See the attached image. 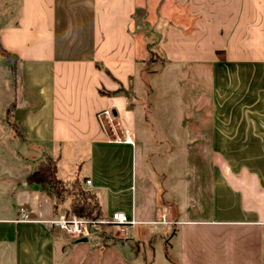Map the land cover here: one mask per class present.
Returning <instances> with one entry per match:
<instances>
[{
	"label": "crops",
	"instance_id": "0c3cea01",
	"mask_svg": "<svg viewBox=\"0 0 264 264\" xmlns=\"http://www.w3.org/2000/svg\"><path fill=\"white\" fill-rule=\"evenodd\" d=\"M16 3V13L0 15V46L14 56L13 62L0 56V264H138L132 240L161 228H175L178 264H264V170L219 151L264 147L256 135L263 131L256 128L260 117L245 108H216L226 93L215 96L213 71L211 108L200 111L191 88L178 112L173 148L186 150L185 172L165 168L152 149L144 151L133 104L99 93H115L119 85L135 92L142 74L137 0ZM143 5L145 36L156 37L149 44L193 81L194 69L264 67V0H156L160 13L153 19L149 0ZM105 109L118 129L132 132L133 145L111 141L97 119ZM201 112L208 117L202 133ZM142 129L147 132L146 123ZM170 140L166 133L156 146L168 148L163 143ZM192 149L211 151L191 156ZM69 155L75 160L66 167ZM45 157L56 161L59 179L77 178L96 196L103 220L121 211L137 224L117 238L107 231L111 226L93 228L86 242L49 227L45 221L71 212L69 201L55 207L27 182ZM165 210L175 223L151 224Z\"/></svg>",
	"mask_w": 264,
	"mask_h": 264
},
{
	"label": "rangeland",
	"instance_id": "374dc122",
	"mask_svg": "<svg viewBox=\"0 0 264 264\" xmlns=\"http://www.w3.org/2000/svg\"><path fill=\"white\" fill-rule=\"evenodd\" d=\"M17 0H0V15L5 12L17 11ZM168 3L169 0H166ZM144 0H137L138 9L136 13L137 31L135 32L137 56L141 59L142 74L135 78V92H131V100L137 119V131L140 141L149 147L146 143L147 138L149 142H153L150 148L145 146L144 151H150L154 157L164 160L165 168L181 169V173L185 172V159L187 157L186 150L181 148H173L175 145L174 132L178 123V112L183 110L188 105L189 99L193 88L194 93H197L198 109L206 113V110L211 108V103L208 99L212 96L213 85L211 84L212 72L214 71L215 80V96L218 97L222 90L226 93V100L223 101V95L216 101V108L223 109L231 107L232 110L244 109L248 112L252 111L256 118L260 117L261 140H264V67L239 69L238 67H222V68H200L188 70L193 72L194 81L185 74H181V70L174 65L165 64L162 57L158 55L155 45L149 43L156 40V37L145 36L150 33L143 27L144 19L142 16ZM156 0H149L150 17L153 19L156 13H160L159 9L155 7ZM168 8L161 10V14L165 17ZM10 20L11 17H7ZM0 19V23H1ZM142 27H141V26ZM147 42V45L145 44ZM154 43V42H153ZM1 56V54H0ZM3 57V56H2ZM3 59H5L3 57ZM5 61H7L5 59ZM12 59L9 57L8 62ZM13 62V61H12ZM185 72L186 70H182ZM181 79L179 82V77ZM188 76V75H187ZM192 80V81H191ZM202 112L199 117V130L205 131L207 128L208 117ZM259 116V117H258ZM222 122V117L216 118ZM146 121V122H145ZM249 121V120H248ZM147 124L148 130L144 132L142 126ZM222 126V125H221ZM228 127V126H227ZM229 128V127H228ZM255 128V127H251ZM119 133V131H118ZM172 138L166 144L168 148L158 147L157 142L160 138ZM254 135V134H251ZM204 137V135L202 136ZM201 137V138H202ZM260 144H264L260 143ZM210 149H192L189 150L190 155L193 156L197 152L201 156L206 157ZM224 155L238 164H245L254 169L264 170V147L256 148H235V149H220ZM75 157L69 155L65 158L64 166H69L73 163ZM162 160V162H163ZM180 160V161H179ZM180 162L177 165V162ZM39 163V162H38ZM180 167V168H179ZM69 183V182H67ZM38 188V187H37ZM182 190H180L181 192ZM179 193V191H177ZM42 193V192H40ZM44 194V193H42ZM45 195V194H44ZM174 204L164 203L163 206ZM59 205H57L58 207ZM108 226H102V230H107ZM108 228L107 231L114 237L122 236L116 228ZM145 228L138 226L136 229ZM101 230V227L98 228ZM117 238V237H116ZM131 246L135 253L138 255V264H178L177 247L175 241V228L174 229H159L155 230L151 237H141L132 240ZM153 256V257H152ZM155 257V260L152 258Z\"/></svg>",
	"mask_w": 264,
	"mask_h": 264
},
{
	"label": "trees",
	"instance_id": "16d2710c",
	"mask_svg": "<svg viewBox=\"0 0 264 264\" xmlns=\"http://www.w3.org/2000/svg\"><path fill=\"white\" fill-rule=\"evenodd\" d=\"M0 54L7 62L12 59L13 54L6 52L0 46ZM219 54V52H216ZM13 60V59H12ZM107 72V70H105ZM102 95H123L128 101L131 100V92L124 90L121 85L115 93L99 91ZM130 104L128 103V107ZM15 129V126H12ZM16 133V130H14ZM28 184L37 185L39 191L54 201L55 207L69 201L68 210L80 218L101 220L102 213L96 196L82 187L81 181L75 178L67 183L57 177L56 161L50 157L40 160L27 178Z\"/></svg>",
	"mask_w": 264,
	"mask_h": 264
},
{
	"label": "built area",
	"instance_id": "2783aa9c",
	"mask_svg": "<svg viewBox=\"0 0 264 264\" xmlns=\"http://www.w3.org/2000/svg\"><path fill=\"white\" fill-rule=\"evenodd\" d=\"M98 122L105 133L111 136V141L123 144H134L133 134L128 129H118L116 118L112 110L105 109L97 114ZM119 131V133H118ZM86 185H90V181H86ZM168 211L165 210L159 215L157 220L151 222L153 225L174 224L167 220ZM24 220L27 217H23ZM51 228H56L72 239L88 238L91 235V229L100 228L102 226L115 227L120 233H125L128 228L133 227L137 222L128 220L125 214L117 211L111 214L108 219L92 220L76 216L73 213L45 221Z\"/></svg>",
	"mask_w": 264,
	"mask_h": 264
},
{
	"label": "water",
	"instance_id": "95a60500",
	"mask_svg": "<svg viewBox=\"0 0 264 264\" xmlns=\"http://www.w3.org/2000/svg\"><path fill=\"white\" fill-rule=\"evenodd\" d=\"M86 241H87V238H81L77 240V242H86Z\"/></svg>",
	"mask_w": 264,
	"mask_h": 264
}]
</instances>
